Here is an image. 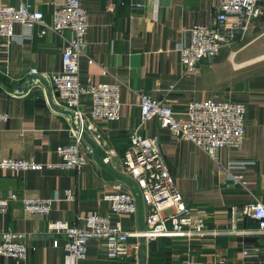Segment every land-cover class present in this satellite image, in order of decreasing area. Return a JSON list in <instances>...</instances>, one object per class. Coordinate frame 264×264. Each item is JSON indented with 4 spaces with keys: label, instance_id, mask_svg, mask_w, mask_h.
<instances>
[{
    "label": "crops",
    "instance_id": "crops-1",
    "mask_svg": "<svg viewBox=\"0 0 264 264\" xmlns=\"http://www.w3.org/2000/svg\"><path fill=\"white\" fill-rule=\"evenodd\" d=\"M22 1L42 11L45 24L52 23L55 8L66 2L0 0V5ZM133 2H144L145 7ZM82 4L89 26L80 80L119 82L120 118L95 122L103 137L97 142L92 132L93 141L85 139L92 151L83 148L89 161L80 173L62 167L15 173L0 166V233L7 229L26 233V263L74 264L63 246L66 238L48 232L49 221L82 224L86 215L97 211L129 231L141 230L147 211L142 200L136 213L118 214L104 198L115 184L126 187L127 182L130 187L123 176V156L131 132L141 122L137 92L162 100L178 114L192 100H231L246 106L244 137L238 146H224L214 156L189 139L172 137L155 115L140 129L145 136H158L175 183L195 215L204 218L210 229L225 232L160 237L136 256L118 258H109L103 242L91 239L87 257L76 264H142L141 254L143 264H264V234L258 232V222L246 216L236 231L230 230L233 205L242 207L255 198L264 204V18L255 19L217 57L203 59L195 71L185 72L180 47L190 42L193 26L209 22L220 0H82ZM14 32L13 38L0 37V111L9 115L0 122V162L34 157L60 164L56 149L73 141L70 122L51 102L58 98L52 86L28 87L27 81L32 67L45 73L62 68V52L72 31L62 37L43 24L17 23ZM91 104V97L84 95L81 108L88 110ZM70 188L74 200L64 198ZM12 193L17 197L10 198ZM25 196L55 201L48 214L31 213L24 208ZM8 198L3 209L1 201ZM244 247L260 250L244 257ZM23 263L0 254V264Z\"/></svg>",
    "mask_w": 264,
    "mask_h": 264
},
{
    "label": "built area",
    "instance_id": "built-area-1",
    "mask_svg": "<svg viewBox=\"0 0 264 264\" xmlns=\"http://www.w3.org/2000/svg\"><path fill=\"white\" fill-rule=\"evenodd\" d=\"M133 6L145 7L144 2H133ZM264 16V0H220L219 9L208 23L196 24L191 29L188 44L180 47L181 63L185 72L196 70L203 59H214L223 48L231 45L241 35L248 31L255 19ZM43 24L58 35L64 37L67 30L72 31L62 52V68L51 73L39 72L32 67L29 72V84L46 88H54L58 95L51 100L54 106L61 107L67 120L73 141L60 145L56 152L62 158L60 164L39 162L30 158H3L0 166L20 173L30 170L62 167L80 173L88 163V156L83 148L92 151L86 143L85 134L94 133L95 141L102 140V134L95 130V122L99 120H118L122 101L120 99V84L92 83L80 80V60L85 55L87 45L86 32L89 26L88 12L82 0H66L57 6L53 13L51 24H45L44 13L28 2L17 5H0V37L13 38L14 25ZM141 105V122L130 135L124 156L123 175L130 184H115L110 192L104 194L113 212L118 214H134L138 210V196L146 205L145 225L141 230L129 231L122 223H112L110 218L94 211L83 218L82 224H72L66 219L49 221L48 232L62 234L64 249L74 264L87 257L88 243L91 239L101 240L105 253L109 258L137 255L141 239L146 244L160 237L201 236L219 234L225 231L210 229L204 218L196 216L182 193L167 165L165 155L158 136H145L141 126L152 116H157L162 127L167 128L171 136L177 140L189 139L199 148L214 156L216 151L224 146H238L244 137L246 106L231 100L218 101L214 99L192 100L184 113L178 114L171 105L162 100L152 99L146 92H137ZM84 95L92 100L90 109L81 108L80 102ZM61 102V104H60ZM9 115L0 111V122H6ZM90 138V137H89ZM91 138V140L93 141ZM109 157L105 158L108 161ZM236 181H241L235 177ZM243 185L244 182L242 181ZM241 183V184H242ZM134 185V188H133ZM132 186V187H131ZM17 194H10L16 198ZM65 199L74 200L73 189H67ZM54 198H35L25 196L23 205L31 213L48 214ZM9 198L1 201L6 209ZM246 216L258 222V232L264 234V204L255 200L244 206L231 207V231L237 230V224ZM0 240V254L21 260L26 263L28 245L26 233L12 229L3 230ZM132 238H136L132 241ZM59 239L54 240V245ZM258 247H244V257H250L259 252Z\"/></svg>",
    "mask_w": 264,
    "mask_h": 264
},
{
    "label": "water",
    "instance_id": "water-1",
    "mask_svg": "<svg viewBox=\"0 0 264 264\" xmlns=\"http://www.w3.org/2000/svg\"><path fill=\"white\" fill-rule=\"evenodd\" d=\"M29 78H28V81H27V86L29 87ZM48 86V85H47ZM85 138L87 139V140H89V142H92V140L89 138V136L88 135H86L85 134ZM124 176V175H123ZM126 178H127V180H129V178L127 177V176H125ZM130 181V180H129ZM131 182V181H130ZM132 183V182H131ZM133 188H134V185H133ZM141 201V199H140V197L138 196V204H139V202ZM146 244V241H145V239L143 238V239H141V241H140V250L142 251V249H143V246ZM140 258H141V262H142V264H143V258H142V254L140 255Z\"/></svg>",
    "mask_w": 264,
    "mask_h": 264
},
{
    "label": "rangeland",
    "instance_id": "rangeland-1",
    "mask_svg": "<svg viewBox=\"0 0 264 264\" xmlns=\"http://www.w3.org/2000/svg\"><path fill=\"white\" fill-rule=\"evenodd\" d=\"M260 18H264V16L263 17H260ZM260 18H258V19H260ZM151 243V242H150ZM139 251H140V249H139ZM134 256H136L135 254H133ZM132 256V255H131Z\"/></svg>",
    "mask_w": 264,
    "mask_h": 264
},
{
    "label": "trees",
    "instance_id": "trees-1",
    "mask_svg": "<svg viewBox=\"0 0 264 264\" xmlns=\"http://www.w3.org/2000/svg\"><path fill=\"white\" fill-rule=\"evenodd\" d=\"M152 243V242H151Z\"/></svg>",
    "mask_w": 264,
    "mask_h": 264
}]
</instances>
